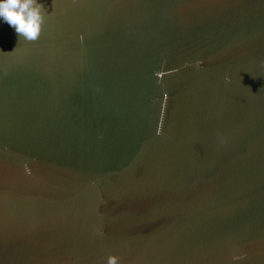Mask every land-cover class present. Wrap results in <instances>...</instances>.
<instances>
[{"label": "water", "instance_id": "95a60500", "mask_svg": "<svg viewBox=\"0 0 264 264\" xmlns=\"http://www.w3.org/2000/svg\"><path fill=\"white\" fill-rule=\"evenodd\" d=\"M39 2L0 19V264H264V0Z\"/></svg>", "mask_w": 264, "mask_h": 264}, {"label": "clouds", "instance_id": "9594fccd", "mask_svg": "<svg viewBox=\"0 0 264 264\" xmlns=\"http://www.w3.org/2000/svg\"><path fill=\"white\" fill-rule=\"evenodd\" d=\"M45 11L39 0H0V19L15 29L18 41L21 37L30 42L39 38ZM225 81L230 82L229 77L226 76ZM108 264H116V258L109 257Z\"/></svg>", "mask_w": 264, "mask_h": 264}]
</instances>
